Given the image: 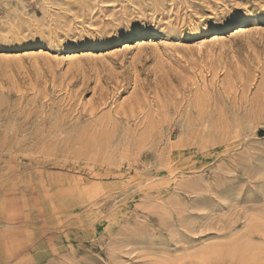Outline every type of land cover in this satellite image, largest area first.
Masks as SVG:
<instances>
[{
    "label": "rangeland",
    "instance_id": "1",
    "mask_svg": "<svg viewBox=\"0 0 264 264\" xmlns=\"http://www.w3.org/2000/svg\"><path fill=\"white\" fill-rule=\"evenodd\" d=\"M0 264H264V0H0Z\"/></svg>",
    "mask_w": 264,
    "mask_h": 264
},
{
    "label": "bare ground",
    "instance_id": "2",
    "mask_svg": "<svg viewBox=\"0 0 264 264\" xmlns=\"http://www.w3.org/2000/svg\"><path fill=\"white\" fill-rule=\"evenodd\" d=\"M241 32H243V30L242 29H235L232 33H231V35H230V38L232 37V38H234L235 36H237L238 34H240ZM214 36V35H213ZM217 39H221L222 40V38H218L216 35L214 36V38H212L211 39V42L212 41H215V40H217ZM218 41V40H217ZM147 43H145V41H141V43H139L138 45H139V47L140 46H144V45H146ZM137 45V46H138ZM128 46L126 45V47H124V48H127ZM123 48V49H124ZM136 48V47H135ZM142 48V47H141ZM83 58V57H82Z\"/></svg>",
    "mask_w": 264,
    "mask_h": 264
}]
</instances>
